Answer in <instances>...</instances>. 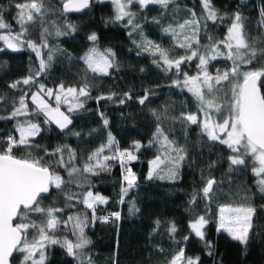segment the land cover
I'll return each instance as SVG.
<instances>
[{
    "label": "trees",
    "instance_id": "obj_1",
    "mask_svg": "<svg viewBox=\"0 0 264 264\" xmlns=\"http://www.w3.org/2000/svg\"><path fill=\"white\" fill-rule=\"evenodd\" d=\"M22 2L25 0H0V14L12 34L21 31L15 19V4ZM41 2L48 12L29 24L21 49H3L0 42V139L18 136L15 131L18 124L39 125L40 132L30 138V145L13 151L17 156L31 153L62 177L61 189L51 187L49 195L40 200L44 209H62L64 213L56 215L66 218L83 211L74 199L81 200L89 191L107 199L105 206L95 208V221L90 220V227L85 230L89 243L79 255L69 256L66 248L52 245L46 248L44 264H169L180 248L184 249L186 257H198L199 264H264V192L255 181L254 162L245 156V164L230 165L228 158L235 154L228 147L210 141L199 124L183 119L189 114L200 115L198 101L182 90L180 84L184 73L190 77L197 75L198 61L181 64L178 72L175 67L169 70L159 54L163 50L171 60L189 54L179 45L185 36H192L193 29L181 30L179 25L192 20V13L200 21L195 39H199L201 51L210 43L209 38L211 42L224 40L235 14L239 13L244 39L256 52L252 63L242 69H264V0H210L217 14L215 22L205 20L207 11L202 0H171L166 8L133 5L131 24L128 20H117L108 1L88 0L82 14L65 13L62 8L65 0ZM68 25H72L74 31ZM165 29H175L176 35ZM93 33L98 38L95 42L88 39ZM27 41L37 46L47 44L40 48V58L47 67L38 76L40 58L27 47ZM90 49L99 53L110 50L114 54L113 67L108 69L107 75L94 74L88 69L82 58ZM222 49L221 45L220 50L224 52ZM49 54L51 60H48ZM231 66L230 60L218 57L209 62L207 69L215 75L217 70L223 72ZM29 76L36 82L21 84L17 89L9 87ZM40 84L54 91L61 84L65 89L86 86L89 95L79 100L83 107L66 111L72 121L67 129L60 130L46 123L45 116L36 111L30 99L28 115L8 119L14 104L19 106L23 92L31 94ZM125 93L130 94L131 99H126ZM145 95L148 98L140 104L139 99ZM109 96L112 98L107 99ZM49 102L56 106L52 99ZM105 118L107 126L103 123ZM158 127L175 147L184 150L180 153L184 156L182 161L176 163L177 153L170 149L165 151L162 138L156 136ZM109 133L114 138L111 147L108 146ZM137 143L138 150L134 148ZM102 147L103 152H99ZM57 148L63 149V165L59 163L61 154L56 153ZM125 150L134 152L137 157L124 162L125 168L135 174L136 184L121 202L123 175L127 172L119 158L105 160L104 157L118 156ZM69 152L74 159H69ZM98 152V156L89 160ZM157 156L162 162L149 179V163ZM85 165L92 166L94 172H84ZM102 165L107 167L102 168ZM73 167L79 171L70 176ZM173 168L174 177L169 175ZM209 179L216 183L210 199H206L202 188ZM194 196L195 203L192 202ZM133 204L135 210H132ZM74 205L75 210L68 209ZM222 205L255 210L246 245L217 232L218 208ZM116 212L120 213L119 219L112 215ZM83 214L91 217L87 212ZM199 216L208 220L203 229V241L189 227ZM27 220L43 226L46 217L30 212ZM19 222L17 219L16 223ZM172 224L177 229L174 234L169 233ZM34 236H37L35 230L29 229L28 238ZM206 242H211V249ZM19 259L20 254L15 253L11 264H19Z\"/></svg>",
    "mask_w": 264,
    "mask_h": 264
},
{
    "label": "snow or ice",
    "instance_id": "obj_2",
    "mask_svg": "<svg viewBox=\"0 0 264 264\" xmlns=\"http://www.w3.org/2000/svg\"><path fill=\"white\" fill-rule=\"evenodd\" d=\"M113 2L117 5L116 19L121 20L125 16H129L128 23L131 24L133 22L131 14L125 11L124 4L120 3V0H113ZM128 2L131 3L132 0H128ZM138 2L141 7L148 4H159L166 8L171 0H138ZM202 3L207 11L205 20L215 22L217 14L211 8L210 0H202ZM87 6L88 0H79L78 4H73L72 0H65L64 2L65 11H79ZM15 8L17 9L15 19L20 25L21 31L16 34H12L10 31L8 35L0 34V41H4L7 47L14 51L19 50L18 46L22 47L25 43L23 37L27 31L26 25L29 22H34L37 16L43 15L44 5L41 0H25V2L16 3ZM192 16V20L185 21L184 24L179 25L181 30L185 29V27L193 29L192 36H185L184 42L179 45V47L185 48L189 54L179 59L171 60L163 50L159 53L168 69L175 67L178 72L181 64L190 62L193 59H198L199 61L197 64L199 69L197 75L190 77L187 73H184L183 84L198 101L202 118L196 114H189L183 119L191 124H199L202 133L210 141L226 145L235 154L228 158L230 165H243L245 164V156L252 157L254 165L257 163L259 165L258 167H253V174L256 177H261L258 180V186L260 191L264 192V175H262L264 174V69L242 70V66L252 63V60L256 57V52L250 48L244 39L243 25L239 13L235 14L233 22L228 27L225 39L219 42H211V38H209L210 43L207 46H203V51L200 50L199 39H195L200 30V21L195 19V13H192ZM68 27L74 31L72 25H68ZM6 28H10V26L4 22L3 15L0 14V29ZM45 31L47 30L45 29ZM165 31H171L176 35L175 29H165ZM57 34H60L59 31ZM88 39L95 42L98 38L93 33ZM26 43L27 47L35 52L38 58L41 57L40 48L47 47L46 42L41 46H37L31 41ZM194 44L196 45L195 48L193 47ZM221 45L226 49V52H221ZM113 56L114 54L110 50L106 53H99L96 49H90L82 59L85 60L88 69L92 73L107 75L108 69L113 67ZM220 56L231 60L232 66L223 72L217 70V73L212 75L207 71V65L211 60H216ZM51 59L52 57L49 54L48 60ZM46 67L44 59L40 58L37 76L44 72ZM35 82V79L29 76L10 84L9 87L17 89L21 84L30 85ZM60 93H64V97ZM88 95L86 86L79 89L74 87L65 89L64 85L61 84L58 86V91H54L40 84L37 90L31 92V94L28 91L23 92L18 100L19 106L17 107L14 104L13 111L8 119H14L20 115H28L27 101L30 99L36 111L46 117V123L54 120L61 129H64L72 121L60 111V104L66 102L67 97L70 96L73 101L77 102L69 107L68 111L71 112L76 108H82L83 102L79 101V98L87 97ZM124 95L126 99H131L130 94L125 93ZM104 98L100 97V99ZM111 98V96L107 97V99ZM147 98V95H145L139 99V103L144 104ZM50 99L55 100V107L49 102ZM120 103H125V100L122 99ZM103 123L107 126L108 120L106 118L103 119ZM15 131L18 136L9 135L6 139H0V264H11L14 253L22 254L21 264H43L45 257L42 249H44L46 241L51 244H61L62 247L66 248L69 256L79 255V251L84 249L89 243L84 235L83 221L79 217L75 218L74 228L79 231L75 243L67 239L64 241L52 239L50 232L55 230L58 224L56 213L62 211V209H44L40 206L42 195L48 193L50 187L54 186L56 189H61L64 183L62 177L52 172L50 166L44 165L42 159L32 157L31 153L17 156L13 151L21 146H29L30 138L35 137L40 132L39 125L33 123L18 124ZM156 136L157 139L162 138V146L165 151L170 149L177 153L175 157L176 163L184 159V156L180 155L184 150L175 147L163 135L159 127L157 128ZM113 144L114 138L109 133L108 146L111 147ZM139 147L138 143L134 144L135 149L138 150ZM103 150L102 147L99 152H103ZM99 152L94 153L93 157H89V160L98 156ZM56 153L61 154L59 163L63 165V149L57 148ZM125 157L128 161L137 159L131 151L127 150L119 152L118 156L104 157L105 160L119 158L122 168L127 172L126 175H123L126 187L121 188V202H123V196L136 184L135 174L132 173L130 168H125ZM69 159H74L71 152H69ZM160 163V156H157L151 162L153 169H150L148 173L149 179L153 177V171L159 167ZM105 167L107 166L102 165V168ZM77 171L79 170L73 167L70 169L69 175L72 176ZM83 171L94 172V168L85 165ZM169 175L175 176L174 168L170 169ZM215 183L214 179L207 181L202 188L204 198L210 199ZM69 199H72V197H69ZM195 199L194 196L193 203H195ZM97 202L106 203L107 201L102 196H94L91 191L87 192L83 199L86 207L93 209V211H95L93 205ZM132 210H135L134 204ZM254 211L251 207L232 208L221 206L219 208L217 232L224 231L232 240L246 245L252 227L251 218ZM30 212L43 214L46 217L45 224L39 226L28 221L27 216ZM112 215L116 219L120 218L119 212ZM17 219L21 222L14 223ZM103 219L107 220L108 217ZM72 220L73 217H69V221ZM65 223L67 224V222ZM207 223L208 220L205 216H199L189 225L195 236L202 241L205 239L203 229ZM29 229L35 230L38 238L34 236L33 239L29 240ZM176 231L175 224H172L169 228V233L174 234ZM184 239L187 240L188 237ZM206 246L211 249V242H206ZM37 253H39L38 260L35 258ZM169 264H199V258L186 257L184 249L180 248L173 255Z\"/></svg>",
    "mask_w": 264,
    "mask_h": 264
},
{
    "label": "rangeland",
    "instance_id": "obj_3",
    "mask_svg": "<svg viewBox=\"0 0 264 264\" xmlns=\"http://www.w3.org/2000/svg\"><path fill=\"white\" fill-rule=\"evenodd\" d=\"M99 1H108L109 3H111V5L113 6V9H114V12H115V15L117 14V5H116V3H114L113 2V0H99ZM120 3H122V4H124V6H125V11H127V12H129L130 13V9H131V7L133 6V5H138V6H140L141 7V5L139 4V2H138V0H132V2L131 3H129L128 2V0H120ZM148 5H159V4H148ZM48 12V10L47 9H44L43 8V14H45V13H47ZM132 16V15H131ZM121 20H129V16H125L123 19H121ZM17 23V22H16ZM29 24H31V22H29L27 25H26V28L29 26ZM17 27H19L20 28V25L17 23ZM2 30V32L0 33V34H3V35H8V33L9 32H6V31H10L9 30V28H6V29H1ZM21 30V29H20ZM1 43H2V46H3V49H9L8 47H7V44L4 42V41H0ZM27 45V44H26ZM19 47V49H21V47L20 46H18ZM23 47V46H22ZM222 50L224 51V52H226V49L222 46ZM10 50H12V49H10ZM220 57H224V56H220ZM193 61H198V59H193ZM231 61V60H230ZM198 63H199V61H198ZM231 63H232V61H231ZM242 70H248V69H242ZM207 71H208V69H207ZM209 72V71H208ZM210 73V72H209ZM211 74V73H210ZM184 81V80H183ZM183 81H181L180 82V84H181V86H182V90H185V91H187V92H189L188 91V89H187V87H185L184 86V84H183ZM56 91H58V89L56 90ZM191 95H193L191 92H189ZM60 95L62 96V97H64V93H60ZM80 98H82V97H80ZM80 98H79V100H80ZM53 100V102H54V104L56 105V102H55V100L54 99H52ZM31 101V100H30ZM32 103V102H31ZM73 103H76V101H73L72 100V98L69 96V97H67V101L66 102H62L60 105H62V104H64V105H67L66 106V108H62V107H60V111L61 112H63L65 115H67V113H66V111L69 109V107L73 104ZM53 107H55L54 105H52ZM35 107V106H34ZM77 109V108H76ZM68 116V115H67ZM199 116H201V113H200V115ZM69 117V116H68ZM46 118V117H45ZM201 118H202V116H201ZM70 119V118H69ZM50 123H52L53 125H55L58 129H60V130H65V129H67L68 127H69V125L66 127V128H64V129H61L55 122H54V120H52V121H49ZM226 146V145H225ZM227 147V146H226ZM133 154H134V152H132ZM251 159L253 160V158L251 157ZM155 160V159H154ZM153 161V160H152ZM151 161V162H152ZM151 162L149 163V166H148V173H149V171H150V169H153V166H152V164H151ZM161 162H162V160H161ZM161 164V163H160ZM160 166V165H159ZM255 166H259L258 165V163L257 164H255ZM157 168H155L154 169V171L156 170ZM154 171H153V173H154ZM127 174V173H126ZM125 174V175H126ZM262 175H264V174H262ZM147 177H148V175H147ZM254 177H255V181H256V183L258 184V180L261 178V177H256L255 175H254ZM53 188H54V186H52ZM124 187H126V182H124ZM132 189V188H131ZM130 189V190H131ZM129 190V191H130ZM128 191V192H129ZM127 192V193H128ZM93 195L94 196H101V195H99V194H94L93 193ZM125 196V195H124ZM123 196V197H124ZM103 197V196H102ZM83 199L84 198H82L81 200H79V199H74L76 202H77V204H80V206H81V208H82V212H77V213H73V214H69L68 216H66V218H61L60 216H58V215H56V217H57V220H58V224H57V227H56V229L55 230H53V231H51L50 232V236H51V238L52 239H56V240H59V241H64L65 239H67V240H70V241H72L73 243H75L76 241H77V237H78V235H79V231H78V229H75L74 228V224H75V218H77V217H79L82 221H83V223H84V235H85V230H86V228H89L90 227V225H89V223H90V220L92 221V223L95 221V218H94V215H93V209H89V208H87L86 207V205L83 203ZM106 199V198H105ZM106 201H107V199H106ZM107 204V202L106 203H99V202H97V203H95L94 205H93V207H94V209L97 207V206H105ZM222 206H229V207H232V208H240V207H235V206H230V205H222ZM75 205L74 206H69L68 207V209L69 210H71V209H74L75 210ZM221 207V206H220ZM219 207V208H220ZM219 208H218V217H219ZM61 213H64L63 211H60ZM84 212H87V213H89L90 215H91V217H85V215L84 216H82L81 215V213H84ZM69 217H73V220L72 221H69ZM252 219V218H251ZM65 222H67V224L65 223ZM217 227H218V219H217ZM219 233H223V234H225L226 236H228L230 239H231V237L226 233V232H224V231H220ZM36 238H38V236H36ZM29 240H31V239H33V237L32 238H28ZM234 241V240H233ZM236 242H238V241H236ZM52 245H61V244H51V243H48L47 241L45 242V247H44V249H42V251L44 252V257H45V259H46V248H48L49 246H52ZM20 254V253H19ZM37 260L39 259V253H37V256L35 257ZM22 259H23V256H22V254H20V259H19V264H21V261H22ZM45 259H44V262H45ZM44 262H43V264H44Z\"/></svg>",
    "mask_w": 264,
    "mask_h": 264
},
{
    "label": "water",
    "instance_id": "obj_4",
    "mask_svg": "<svg viewBox=\"0 0 264 264\" xmlns=\"http://www.w3.org/2000/svg\"><path fill=\"white\" fill-rule=\"evenodd\" d=\"M72 3H73V4H78V3H79V0H72ZM88 4H89V2H88ZM87 7H88V6H87ZM87 7H86V8H82V9L79 10V11H75V10H73V11H65V10H64V4H63V6H62L64 12L67 13V14H82V13H84V12L86 11ZM50 190H51V187H50ZM50 190H49L48 193L43 194L41 199L46 198V197L49 195ZM41 199H40V200H41ZM16 221H17V220H16ZM16 221H14V223H16ZM14 254H15V253H14ZM14 254H13V256H14Z\"/></svg>",
    "mask_w": 264,
    "mask_h": 264
},
{
    "label": "built area",
    "instance_id": "obj_5",
    "mask_svg": "<svg viewBox=\"0 0 264 264\" xmlns=\"http://www.w3.org/2000/svg\"><path fill=\"white\" fill-rule=\"evenodd\" d=\"M126 161H127V158L125 157V158H124V162H126Z\"/></svg>",
    "mask_w": 264,
    "mask_h": 264
}]
</instances>
